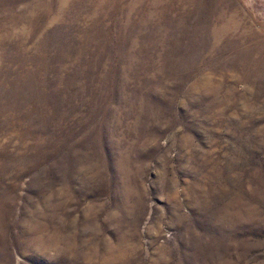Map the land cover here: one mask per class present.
<instances>
[{"label": "rangeland", "instance_id": "obj_1", "mask_svg": "<svg viewBox=\"0 0 264 264\" xmlns=\"http://www.w3.org/2000/svg\"><path fill=\"white\" fill-rule=\"evenodd\" d=\"M0 264H264V0H0Z\"/></svg>", "mask_w": 264, "mask_h": 264}]
</instances>
